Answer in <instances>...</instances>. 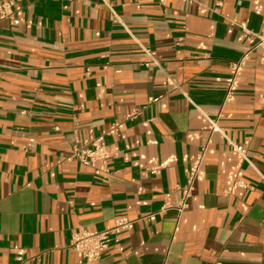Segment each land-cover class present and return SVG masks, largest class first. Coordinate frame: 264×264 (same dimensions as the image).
<instances>
[{"label":"crops","instance_id":"crops-1","mask_svg":"<svg viewBox=\"0 0 264 264\" xmlns=\"http://www.w3.org/2000/svg\"><path fill=\"white\" fill-rule=\"evenodd\" d=\"M161 1L0 0V264H264V0ZM99 138L110 178L70 159ZM119 217L99 262L71 249Z\"/></svg>","mask_w":264,"mask_h":264},{"label":"built area","instance_id":"built-area-1","mask_svg":"<svg viewBox=\"0 0 264 264\" xmlns=\"http://www.w3.org/2000/svg\"><path fill=\"white\" fill-rule=\"evenodd\" d=\"M161 2H164L163 0ZM15 4L13 2L0 3V20H11L14 24H19V21L15 18ZM232 25L238 26L246 31L244 24H236V22L231 21ZM256 48H264V38H261ZM251 49L247 50L243 58L231 65V69L234 72L235 76L241 71L243 63L248 59ZM146 66H157L160 67L159 62L148 53V60ZM172 86L175 89H179L175 83H172ZM159 99H153L152 102H157ZM213 131H218L214 122H212ZM123 129L122 124H115L111 127L109 135L113 136L118 134ZM233 150L240 154L242 157H245V153L241 150L239 146L231 144ZM204 152H201L195 160H192L189 164V175L187 183L185 186L181 187L179 190L181 192V198L179 205L176 208L169 206L166 203L161 209L162 212H165L169 209H175L179 214H183L189 206V201L193 197L195 190V183L197 177L200 173L201 167L204 161ZM113 158L112 152L104 144L103 139L99 138L94 141L90 147H75L71 154L70 159L76 160L81 165L90 167L94 169V174L96 176H106L108 178L112 177L115 173L110 167V161ZM101 163L102 168L97 169L96 164ZM161 167L153 168L152 173H155ZM239 186L247 187L245 183L239 182ZM134 222L126 217H119L115 219L114 225L107 227L102 231H86L83 229L77 230L72 235L71 240V249L78 253L87 263H96L99 262L104 254L110 249L111 245L117 244L120 242L121 234L126 231ZM15 254L16 264H26L25 251L15 246L12 249Z\"/></svg>","mask_w":264,"mask_h":264}]
</instances>
